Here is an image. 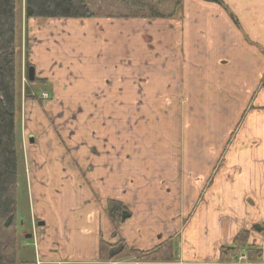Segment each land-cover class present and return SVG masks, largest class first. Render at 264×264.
<instances>
[{
    "label": "crops",
    "instance_id": "0c3cea01",
    "mask_svg": "<svg viewBox=\"0 0 264 264\" xmlns=\"http://www.w3.org/2000/svg\"><path fill=\"white\" fill-rule=\"evenodd\" d=\"M177 9L181 14L176 17L153 19L161 31H141L139 39L152 41L142 45L137 33L124 38L129 50L127 58L120 56V65L145 75L139 87L136 72L128 77L135 79L132 83L127 76L120 80L114 77L117 89L110 97L120 106L117 115L111 116L117 125L111 128L112 135L106 132V119L99 109V103L106 101L104 95H93L95 88L107 85L101 82L100 69L92 72L97 68L94 64H100L101 54L90 39L99 33L100 25L94 24V32H89L91 28L82 24V30H88L82 31L88 45L79 71L65 59L57 60L59 51L53 53L45 47L47 37L37 41L38 51L30 52L35 74H41L36 78L51 81L50 95L54 98L39 100L41 96L34 95L35 81L29 80L33 94L27 98L25 116L22 111V125L17 124L21 140L28 133L33 146H25L20 166V180L27 185L28 215L31 222L37 217L46 231L57 233L55 240L52 234L48 244H39L41 255L49 251L48 261H44H98L100 241L116 243L121 229L129 225L123 239L132 249L150 251L172 243L174 256L161 261L107 264H235L236 256L222 258L221 249L232 247L244 232L247 244L260 250L259 256L248 258L249 263L264 264V0H192ZM29 20L38 25L48 18ZM123 20L128 21L123 24L131 22ZM37 29L42 32L40 26ZM154 35L165 43L164 51L154 46ZM138 88L143 104L161 106L155 108L153 117L143 119L145 129L139 128L140 122L131 114L129 131L149 141L153 130L147 124L155 127L160 122L161 135L164 130L168 137L167 141L158 139L156 129L157 142L150 140L138 150L133 147L135 154L126 155H137L141 162L122 165L120 154L105 150V141L117 150L125 141L121 133L126 132L118 127L122 125L121 105L136 104ZM164 88H173V95ZM189 88L194 89L192 95L186 94ZM222 97L230 98L231 103L227 106ZM72 102L77 103L75 107L80 105L78 114L64 109L75 108L68 104ZM59 105L63 110H58ZM176 128L187 130L190 143L185 139L182 144L166 146L170 131ZM219 136L225 141L220 147L216 143ZM204 137L207 143L201 145L198 141ZM109 201L123 203L131 212L117 229L107 217ZM104 217L106 228L102 226ZM78 237L86 242L81 247L70 244L79 249L71 250L72 260H65L60 251L69 239L74 242Z\"/></svg>",
    "mask_w": 264,
    "mask_h": 264
},
{
    "label": "rangeland",
    "instance_id": "374dc122",
    "mask_svg": "<svg viewBox=\"0 0 264 264\" xmlns=\"http://www.w3.org/2000/svg\"><path fill=\"white\" fill-rule=\"evenodd\" d=\"M189 1L192 2V0H90L89 2V7L93 13V16L90 17H86V18H66V19H56V18H48L47 20H44L42 24H35L33 25V23L30 22L29 19H27L25 17V15H22V11L24 10L23 8V4L25 3V0H17V6H18V11H17V51H18V79L19 77H21V83H20V94L18 97V107H17V115H16V120H17V124L22 125V111H23V115H26V111H27V98L29 99V97L32 96L33 92L30 91L31 89V80L29 79V68L30 67H34L36 64L33 62L32 60V56L30 54V52L34 51H38V49H40V46L38 45L37 41H39L40 39H45L47 37V40H43L46 42L45 47H49L50 51H52L53 53L55 51H59L58 53V59H65V62H67L73 69H76L77 71H79L80 67H82V59L84 58V49H86V46L88 44H86L85 42L87 41V38L83 36V32L82 31H88L89 32H94V24H99L100 25V30L98 31V34L93 35V37L90 39L91 44L94 45L95 48H98L97 51L101 54V59L100 60V64H94L95 69L92 70L93 74H95V72L97 71V69L101 70L102 74V79H104L103 81H101L102 83L105 81L106 82V86L103 87V89H101L100 87L95 88L93 95L96 97L99 96H103V98L106 100L105 102H103V104L99 103V109L103 110L104 113V117L106 119V132L110 133L111 135L113 134L111 132V128H116L117 125H115L114 123H112V119L111 116L112 115H117L118 109L117 107H119L120 105H118L117 101L113 102V98L110 97V95L116 91V87L114 86V80L115 78H118L120 80V77L124 78L125 76H127V80H129L131 83L135 82L134 80H132V78L128 79V77H133L135 74V72L132 71H128L127 66L126 65H120V59H121V55H123L124 57L127 58L128 54H125L129 49V43H125L127 40L124 38L129 37L132 33H137V40L143 45V41L145 42H150L152 40L145 39L144 37L139 39L140 37V33L141 31H145L146 29L148 31H161V26L158 24H155L153 21V19H159V18H163V17H168V18H173L178 16L179 14H181L179 12V10L177 9L179 4H183V6L187 5V3L189 4ZM38 19V18H37ZM41 21L43 20V18H39ZM45 19V18H44ZM84 19L83 21H85L84 23H82L80 20ZM123 19H130L131 22L127 23V24H123L126 23L128 21H124ZM133 19H136V21H138L137 23H134ZM144 19H146L149 22H152V24L155 25V28L150 26L147 23H143V21H145ZM72 20V22H71ZM157 20H155L156 22ZM115 22V24H113ZM120 22V25L118 26V23ZM82 24L83 25H87L88 26V30L84 29L82 30ZM34 28V31L31 32L30 27ZM40 26V29L42 32L38 31L39 29H37ZM102 29V30H101ZM114 29V30H113ZM45 30V31H44ZM123 30V33H122ZM103 31V32H101ZM108 32V33H107ZM47 34V35H46ZM133 36V35H132ZM108 38L105 39V41L103 43L98 41V38ZM156 36L154 35V46H157L159 49L161 48V50L164 51V46L165 43H163L161 40L156 39ZM156 39V40H155ZM108 43L112 44L113 47H111L110 45H108ZM101 44V45H100ZM72 52V56L68 55L66 56V54H68L69 52ZM153 51H158V50H153ZM104 52V53H103ZM103 53V54H102ZM36 55H33V58H35ZM122 57V58H124ZM151 57V56H150ZM149 57V58H150ZM69 58V59H68ZM145 56H142V60L144 61ZM152 59V57H151ZM36 60V59H35ZM122 63V62H121ZM125 63V62H124ZM35 64V65H34ZM25 68V69H24ZM28 69V70H27ZM25 70V73H24ZM133 73V74H132ZM137 76V83L139 87L140 84V79L144 77L145 73L141 72V71H137L136 72ZM37 76H41L40 73L35 74V68H34V79L33 84L34 86V95L39 97L41 96V98L39 100H43V101H52L54 98L51 97L50 95V89L49 86L51 84V81L49 80L48 82H45V80H42V78L37 79ZM115 77V78H114ZM114 78V79H113ZM30 80V81H29ZM41 80V81H40ZM126 81V80H125ZM100 82V83H101ZM141 88H138V92H137V102L136 104H123L122 106V113H121V121H122V125L118 126V127H122L121 129L124 128V130H121L122 132H126V133H121L122 137H124L123 139L125 140L124 142H120L121 146L119 148V150L116 149V147L109 146V142L105 141L107 146H105V150H108V148L113 151V153H118L121 156V161H122V165L123 164H128L131 161H135L136 163L141 162L139 157L133 156L131 158H129L126 155H134L135 151L133 147H136L137 150L142 146V144H146L148 143L150 140L152 141V143L157 142V137H156V132L155 130L158 129V139L160 138V140H162V137L165 138L168 137V134L163 130V133L161 135L160 133V122H157L158 125L157 126H151V124H147V128L148 129H152L153 132V137H151L148 141V138H144L142 136H133L132 135V131H129L130 127L133 125L130 122V115L134 114L135 116V120H137L138 122H140V124H138L140 129H145V126L141 123L143 122V119L146 117H153V114L155 112V108H159L161 105L160 103L158 104H153V105H149V104H143V97L141 95L142 90H140ZM164 90L166 92H169V95H173L172 90L173 88H169V89H165ZM74 92L78 91V86L75 87V89H73ZM192 91H194V89H187L186 90V94L187 95H192ZM191 92V93H190ZM47 94L48 98L44 99L43 95ZM77 94H79V92H77ZM77 102H79V98L78 100H76ZM221 101H224L226 103V105L228 106V104H230L231 100L230 98L228 99L227 97H222ZM230 102V103H229ZM69 105L72 106H77V103L72 102V103H68ZM63 105H59L58 106V110H63ZM80 105L78 107L72 108L70 106V108H64L65 110H67L68 112H75L76 114H78L77 112H79L80 110ZM210 107H214V105H210ZM209 108V105L208 107ZM234 108V107H233ZM25 112V114H24ZM101 112V111H99ZM75 115V114H74ZM20 116H21V123H20ZM116 117V116H115ZM111 119V121H110ZM117 119V117H116ZM77 119H75L76 121ZM118 121V120H116ZM115 121V122H116ZM78 121H76L77 123ZM111 122V124H110ZM130 122V123H129ZM155 121H152V124L155 125L154 123ZM79 123V122H78ZM119 124V123H118ZM136 125V124H134ZM141 125V126H140ZM19 126V125H18ZM206 126V125H205ZM22 127V126H20ZM183 127V125H182ZM178 128V127H177ZM170 131L169 133V145L166 146H171L174 144H182L183 141L186 139V143H190L189 139L187 140V130H184V128H180ZM118 130H120L118 128ZM129 131V132H128ZM141 133H144V131H141ZM147 137V136H146ZM34 138V137H33ZM147 139V140H146ZM206 137L201 138L200 141H198L201 145L206 144L207 140ZM167 141V140H166ZM217 141V142H216ZM215 142L217 143V145L222 146L224 144L223 141H221L220 136L218 137V140H216ZM22 147L23 149L22 152L25 150V148L27 147V149H29V147L33 146L31 145V143H29L28 140V133H25L22 139ZM227 144H230L227 142ZM226 144V146H227ZM26 146V147H25ZM133 148V149H132ZM26 149V150H27ZM132 149V150H131ZM28 154V151H26ZM137 152V151H136ZM203 154V153H202ZM225 154V153H224ZM223 154V155H224ZM24 155V152H23ZM222 155V156H223ZM203 156V155H202ZM155 157V156H154ZM224 157V156H223ZM115 158V157H114ZM24 159V156L23 158ZM148 160V159H147ZM205 160V159H204ZM144 162V161H143ZM142 162V163H143ZM27 165V164H26ZM22 170V169H21ZM26 174L28 175V168H26ZM126 175L124 174V177ZM21 178V177H20ZM122 178H123V174H122ZM25 180H23V185L25 186V190H26V184H25ZM28 182V187H30V182ZM141 191H144L143 189ZM134 192V190L132 191ZM127 196V195H126ZM130 200V199H129ZM28 202V200L25 201V203ZM31 203V202H30ZM112 203V202H111ZM42 205L40 204V207ZM128 208V207H127ZM106 211H107V217L110 219V221L114 224V222L112 221V218H110V202L109 205H106ZM29 211H30V206H23L22 208L20 207V214L25 218V225L22 227L20 225L19 229H20V237H21V249L24 248V250H21L22 253H20V257L23 260H34V262L36 264H69V262H60V261H56V263L53 262H46L48 261V258L46 257L43 252L42 255L40 254V250H39V244L43 245V244H48L51 240V236L53 234V238L54 240L57 238V233H55V230L52 229H48V231L45 230L44 226L42 225L40 226L38 224V221L40 222V219L33 218V222H31V219L29 217ZM53 219V218H52ZM101 223V222H100ZM107 219L106 217H104V222L102 224L103 227L106 228L107 224ZM43 224V223H42ZM125 223H123L122 225H124ZM121 225V226H122ZM55 228L57 227V225H54ZM119 226V224L115 223L114 227L115 229H117V227ZM127 228L121 229V237L123 238V235H128V229H129V225H126ZM108 228V227H107ZM30 236L29 238L27 236ZM115 238V237H114ZM48 241V242H47ZM69 243L67 244V246L60 251L61 254H64L63 258L67 261L72 260L71 259V254H73V252L71 253V250L73 251H77V248H72V246H70V244L72 245V243H77L81 246H83V242H86L82 237H78L77 240H75L74 242H72L70 239L68 240ZM64 242V240H63ZM23 243H28L30 246H25ZM102 244V240L100 241V246ZM24 245V246H23ZM40 245V246H41ZM41 248L43 249V247L41 246ZM29 249V250H26ZM31 251V252H30ZM38 252V254H36ZM75 253H79V252H75ZM60 254V255H61ZM245 254V253H243ZM242 255V254H241ZM246 255V254H245ZM19 257V258H20ZM98 261L95 262H89V263H81V264H107V263H114V262H129V261H140V262H147V261H153V260H138V259H132V258H128V259H123V260H116V261H109V260H104V259H100V248H99V255H98ZM237 259V257H236ZM235 259V260H236ZM46 260V261H44ZM156 261H161V260H156Z\"/></svg>",
    "mask_w": 264,
    "mask_h": 264
},
{
    "label": "trees",
    "instance_id": "16d2710c",
    "mask_svg": "<svg viewBox=\"0 0 264 264\" xmlns=\"http://www.w3.org/2000/svg\"><path fill=\"white\" fill-rule=\"evenodd\" d=\"M90 0H25L24 12L30 18H86L93 16ZM17 0H0V264H31L22 260L20 225L25 218L20 207L27 206V192L20 180V166L23 152L20 129L16 115L20 94L21 77L18 79L17 51ZM110 202V218L114 224L122 225L130 218L129 209L118 201ZM112 202V203H111ZM256 229L259 227H255ZM117 233L115 232L114 235ZM244 232L232 247L221 249L222 258L229 254L236 257L249 245ZM250 259L260 254L256 247L247 248ZM174 256L172 243L164 244L150 251L132 249L123 239L116 243L102 241L100 259L116 261L123 259L168 260ZM20 257V258H19Z\"/></svg>",
    "mask_w": 264,
    "mask_h": 264
},
{
    "label": "built area",
    "instance_id": "2783aa9c",
    "mask_svg": "<svg viewBox=\"0 0 264 264\" xmlns=\"http://www.w3.org/2000/svg\"><path fill=\"white\" fill-rule=\"evenodd\" d=\"M44 98H47V94L43 95ZM235 264H250L248 256L245 254L239 255L237 259L235 260Z\"/></svg>",
    "mask_w": 264,
    "mask_h": 264
},
{
    "label": "water",
    "instance_id": "95a60500",
    "mask_svg": "<svg viewBox=\"0 0 264 264\" xmlns=\"http://www.w3.org/2000/svg\"><path fill=\"white\" fill-rule=\"evenodd\" d=\"M29 79L31 80V81H33V79H34V67H30L29 68ZM32 138V137H31ZM28 238L30 237L29 235L27 236Z\"/></svg>",
    "mask_w": 264,
    "mask_h": 264
},
{
    "label": "flooded vegetation",
    "instance_id": "af4514ba",
    "mask_svg": "<svg viewBox=\"0 0 264 264\" xmlns=\"http://www.w3.org/2000/svg\"><path fill=\"white\" fill-rule=\"evenodd\" d=\"M32 138H33V137H32ZM32 138H31V139H32Z\"/></svg>",
    "mask_w": 264,
    "mask_h": 264
}]
</instances>
